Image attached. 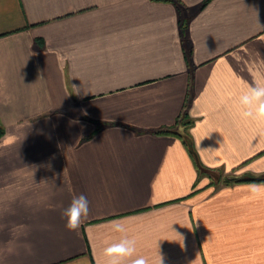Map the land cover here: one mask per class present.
<instances>
[{
    "label": "crops",
    "instance_id": "1",
    "mask_svg": "<svg viewBox=\"0 0 264 264\" xmlns=\"http://www.w3.org/2000/svg\"><path fill=\"white\" fill-rule=\"evenodd\" d=\"M203 1L0 0V264H105L124 235L149 264H264V181L216 187L184 141L264 178L239 105L264 84V0Z\"/></svg>",
    "mask_w": 264,
    "mask_h": 264
},
{
    "label": "clouds",
    "instance_id": "2",
    "mask_svg": "<svg viewBox=\"0 0 264 264\" xmlns=\"http://www.w3.org/2000/svg\"><path fill=\"white\" fill-rule=\"evenodd\" d=\"M240 115L242 118H252L264 122V84L255 83L249 85L247 91L239 96ZM254 196H264V186L253 185L250 189ZM89 214V201L81 194L74 196L70 205L64 210L63 216L66 218L65 227L69 231L77 230L84 217ZM113 231L126 233L127 229L120 220L111 221ZM137 241L134 237L122 236L118 242L109 244L103 249V256L106 258L105 264H149V260L144 256H135L137 252ZM160 264H163L162 258Z\"/></svg>",
    "mask_w": 264,
    "mask_h": 264
},
{
    "label": "trees",
    "instance_id": "3",
    "mask_svg": "<svg viewBox=\"0 0 264 264\" xmlns=\"http://www.w3.org/2000/svg\"><path fill=\"white\" fill-rule=\"evenodd\" d=\"M174 1V0H173ZM211 0H204L202 5H201V8L206 6ZM177 4L181 5V3L177 2ZM187 26V22L185 20V22L182 24V29L184 30ZM190 123L191 121L187 119V116L184 115L183 116V121H182V124H184L185 126H190ZM159 132L161 133H175L174 130L172 129H162L160 130ZM186 145H187V148L189 149V152L190 154L193 156L194 158V162H195V165H196V168H197V171H198V174H199V177H204L206 175L210 176L211 177V174L209 173L210 169L207 168L206 166H204L198 156H197V153L195 151V148H194V145L193 143L191 142L190 138L187 136L186 139L184 140ZM242 181H264V178L263 177H238V176H235V177H226L224 178V184L225 185H230L232 183H237V182H242Z\"/></svg>",
    "mask_w": 264,
    "mask_h": 264
},
{
    "label": "rangeland",
    "instance_id": "4",
    "mask_svg": "<svg viewBox=\"0 0 264 264\" xmlns=\"http://www.w3.org/2000/svg\"><path fill=\"white\" fill-rule=\"evenodd\" d=\"M209 173L211 174L212 184L216 187H220L224 184V178L226 177H235L233 171L224 172L222 169H210Z\"/></svg>",
    "mask_w": 264,
    "mask_h": 264
}]
</instances>
